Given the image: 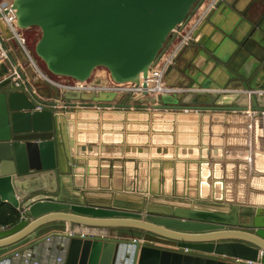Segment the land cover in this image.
Returning a JSON list of instances; mask_svg holds the SVG:
<instances>
[{"label":"crops","instance_id":"obj_1","mask_svg":"<svg viewBox=\"0 0 264 264\" xmlns=\"http://www.w3.org/2000/svg\"><path fill=\"white\" fill-rule=\"evenodd\" d=\"M217 1L214 0V3ZM223 2L234 6L241 14L247 13L250 8L248 15L254 20H258L264 11V6L260 4L262 2L256 0ZM240 16L225 4L212 11L208 22L202 24L196 35L197 43L180 52L177 61L168 68L161 85L168 93L163 94L173 95L175 90L186 91L178 87L188 86V79L182 72L191 65L192 75L204 70L194 90H198L196 88L211 76L214 64L209 62L200 47H206L209 50H206L207 53L216 52L220 59L228 61L233 58L236 43L229 38L225 39L224 34L216 31L215 27L243 41L251 25L241 22ZM12 31L18 34L16 30ZM4 38L7 39L2 40L5 44L2 46L11 61L22 70L24 83L20 89L14 88L12 84L0 92L25 95L24 98L14 100V106L23 107L28 101L36 110L42 107V111L51 112L50 116L37 118L31 112L33 116L28 122L23 120L25 110L12 111L20 118L15 120L14 125H19L24 131L35 128L44 130L49 126H52L54 132L58 131L61 142L57 158L62 165V173H65L61 174L58 167V180L61 183L60 191L65 188L69 192L67 200L59 192L56 195H59V200L66 204H94L123 213H140L142 216L148 214L147 210H158L160 212L155 215L164 217H171L166 212L173 210H193L218 214L227 219L231 216V209L236 207L253 213L252 217L239 215V222L248 223L255 219L261 228L245 230L226 226L225 229L252 234L264 232V113L254 115L249 112L133 109L126 106L138 105L139 102L129 96L105 106L67 101L62 98L65 91L62 85L69 81L56 80L54 84L44 80L37 73L39 68L36 64L33 65L35 69L31 68L29 57L20 43L10 39V36ZM1 54L0 50V58ZM263 57L264 33L259 32L244 47L240 58H236L237 65L240 70L249 72L255 61ZM2 63L11 69L9 62L0 61V73ZM213 76L215 82H224L223 73L219 69ZM215 82H211L212 88L216 87ZM91 83H111L108 72L99 71ZM257 83L264 88V74L260 75ZM232 85L239 88L242 86L239 82ZM191 98L188 96L186 101ZM203 114H207V118L203 119ZM155 115L161 118H154ZM32 120L38 121V124L33 125ZM71 139L76 143L74 148L69 144ZM76 160L79 161L77 167L73 166ZM36 173L30 172L31 175ZM29 183H33V180ZM1 187L6 188V185L0 183ZM41 194L46 196L45 192ZM0 199L9 203L3 201L1 196ZM66 212L76 214L69 210ZM34 220L28 215L22 216L18 224L0 228L11 229L22 222L30 224ZM70 231L105 238L115 237L121 231L131 234L132 238L117 237L123 242L115 264H124V261L129 264L128 253L134 251V246L127 242L137 240L142 244L152 243L146 240V233L135 229L50 222L38 228L35 235L0 248V264H6V261L9 264H66L71 243V239L67 238ZM34 236L35 239H31ZM218 258L230 262L222 256Z\"/></svg>","mask_w":264,"mask_h":264},{"label":"water","instance_id":"obj_2","mask_svg":"<svg viewBox=\"0 0 264 264\" xmlns=\"http://www.w3.org/2000/svg\"><path fill=\"white\" fill-rule=\"evenodd\" d=\"M201 1L13 0V9L20 30L31 27L41 30L35 52L52 75L88 82L96 69L104 68L112 82L139 83L141 75L147 78L171 33L187 21L191 10ZM256 1L264 6V0ZM247 13H243L247 20L241 18V22H248L251 29L243 41L225 33V39L232 36L237 45L233 58L225 61L216 52H210L206 58L214 64V70L198 90H194V86L204 70L194 75L186 70L188 93L162 95V104H155L154 96L139 98L136 100L139 106L126 107L264 113V92L255 91L263 89L257 80L264 74V57L255 61L249 72L233 65L254 34L258 30L264 32V11L258 20ZM1 37L3 42L4 37ZM1 68L0 90L13 84L10 69L4 63ZM218 69L224 76L222 83L213 79ZM212 81L216 87H211ZM234 82L241 83L243 91H229L228 87ZM210 89L212 92H207ZM24 96L0 92V183L9 186L8 193L0 190V196L13 207L26 210V214L35 220L30 224L22 222L11 229L0 228V248L35 235L36 230L47 223L65 222L86 227L135 229L146 233V240L169 246L162 248L137 240L129 241L126 244L134 246V251L127 257L131 264H264V232L252 234L225 229L226 226L245 230L261 228L255 219L248 223L239 222V215L252 217L253 213L236 207L231 209V216L227 219L218 214L173 209L166 212L171 217H164L155 215L160 212L158 210H147L148 214L142 216L94 204H66L59 200L56 195L61 192L62 196L63 190L60 191L58 167L61 174L65 173H62L57 158L61 142L58 131L54 132L52 126L24 131L14 125L20 118L12 111L25 110L23 120L28 122L33 115L34 118L51 115V112L36 110L27 99L23 107L12 105L14 100ZM188 96L192 98L187 102ZM62 98L92 103L93 106H105L120 100L115 94L88 95L72 91H64ZM207 116L203 114L202 118ZM37 124L38 121L34 120L33 125ZM69 144L72 148L76 145L72 139ZM78 165L76 160L73 166ZM31 171L37 173L31 175ZM30 180L33 183H29ZM68 210L76 214L66 212ZM70 239L66 264H115L123 242L84 235ZM219 256L230 262L219 260Z\"/></svg>","mask_w":264,"mask_h":264},{"label":"rangeland","instance_id":"obj_3","mask_svg":"<svg viewBox=\"0 0 264 264\" xmlns=\"http://www.w3.org/2000/svg\"><path fill=\"white\" fill-rule=\"evenodd\" d=\"M10 1V0H9ZM224 0H219L216 3H214V0H202L201 2H199L190 12L189 17L187 19V21H185L181 26H178L170 35V37L168 38L167 42L164 45V48L162 49V51L160 52L159 56H158V60L156 61L157 65L158 63H161L162 61H164L165 59L171 57L172 58V63L174 64L178 57L180 56V54L187 49L188 47H191L192 45H195L196 42V35L197 33L201 30V27L203 26L202 24L205 23L206 21L208 22L210 15L212 14V11L216 8L219 7V5H223L225 4L226 6H229L230 10L232 11H236L238 14H240L241 18L246 19L245 16H243V13H239L234 6H231L225 2H223ZM249 13V12H248ZM247 13V15H248ZM240 18V19H241ZM2 21H0V37H6V36H10V39H15L11 32L7 29L6 31H8L5 33L4 30L2 29ZM4 24V23H3ZM5 26V24H4ZM6 27V26H5ZM18 27V26H17ZM216 31L222 32L225 36V32H223L222 30H220L219 27H215ZM19 31V34L22 35V37L25 39V49L28 50V52L31 54V56L34 59V63L36 64V66L39 68L40 71H42V73L47 74L50 78L54 79V81H63V82H67L70 81L68 78L65 77H57L52 75L46 68L45 63L37 56L36 52H35V47L36 44L38 43V41L41 38V30L37 27H31V28H27L24 30L18 29L16 30V32ZM18 35V34H17ZM226 37V36H225ZM1 39V38H0ZM229 39L234 41V38L232 36H229ZM16 40V39H15ZM1 42V40H0ZM2 45L3 42H1ZM5 43V42H4ZM241 47V45H239ZM177 49V50H176ZM201 51H205V55H209L210 53H207L206 50H208L206 47L205 49H203L202 47H200ZM209 51V50H208ZM181 52V53H180ZM226 61V60H225ZM31 68L33 69V64L30 61V59L28 60ZM192 66V65H191ZM189 67L187 70L189 73H192V67ZM101 70H105L104 68H98L94 71V75L92 77V79L90 81H88V83L95 78V75L101 71ZM36 73V72H35ZM198 73V71H197ZM37 74V73H36ZM109 74V73H108ZM182 74L186 77L185 73L182 72ZM112 82V81H111ZM189 82V81H188ZM92 84V83H91ZM110 83H107L106 85H108ZM94 86H105V85H94ZM258 86V85H256ZM260 86V85H259ZM171 87V86H170ZM175 88V87H172ZM177 88V87H176ZM179 89H184L186 90L185 92L188 93V86L183 87H178ZM240 89H243V87H241ZM250 91H254L251 88H249ZM95 93H93L94 95ZM123 97H128V96H123ZM130 97V96H129ZM156 98H158V101L155 104H162L161 102V96H157ZM154 118H161L160 115H155ZM20 210V211H19ZM18 211L21 212L20 217L22 216H27L26 212L24 209H19ZM143 235V234H142ZM142 235H140V239H142ZM128 237V238H132L131 234L127 235L125 231H121L119 233H117L115 235V237H112L114 239H118L117 237ZM131 236V237H130ZM120 237V238H121ZM122 245V243L120 244ZM151 245H156V247H162V248H168L167 246L164 245H159V243H151Z\"/></svg>","mask_w":264,"mask_h":264},{"label":"built area","instance_id":"obj_4","mask_svg":"<svg viewBox=\"0 0 264 264\" xmlns=\"http://www.w3.org/2000/svg\"><path fill=\"white\" fill-rule=\"evenodd\" d=\"M0 21H2L5 24L7 29L10 28L9 31L11 29L13 30L15 27L17 28V26H16L17 18H16V11L13 9V0H10V1L9 0H4V1L0 0ZM12 30L10 31L12 36L20 43V45L22 46L24 51L27 53V55L30 59V56H29L30 53H28V51H26V49H25V39L22 37V35L19 34V31H17V33H18V35H17ZM4 39H7V38H4ZM0 50L2 52V54H1L2 57L0 58V61H7L11 64L10 76H11L14 88H16V89L22 88L23 83H24L22 70L11 61V58H10L8 52L6 51V49L3 48L1 42H0ZM30 61L32 62L33 65L35 64L32 61V59H30ZM170 65H172V58L171 57L165 59L164 61H162L161 63H158L157 65H154L150 69V71L148 72V76L146 79H144L143 75H141L139 85L127 84L126 86H121V85H117V84L111 82L110 84H108L104 87L97 88V87L91 86V84H89L88 82L87 83L85 82L84 84L81 85V84H77V82L71 80V81H69V83L62 85V87H63V90L72 91V92H82V93H95L96 92L97 94L98 93H109V94L118 93L119 95L121 94L124 96H130L132 100H137V99H134L133 97H137V98L141 97L143 95L142 88L147 87L148 89H146L145 94L148 95V97L162 96L161 92L160 91L156 92V90L158 89L159 86H161L163 84L165 74H166L168 68L170 67ZM34 69H35V67H34ZM41 72L42 71L38 70L37 73L40 75ZM42 78H44V80H46L48 82L56 84L55 81H53L52 78H50L47 74H44V76ZM37 110L42 111V107H38ZM76 235H79V234H76V232H73V231L72 232L70 231L68 233L69 238H72ZM80 235H83V234H80ZM125 258H126V255L123 256V259H125ZM129 260L130 259H128V261ZM58 261L61 262V259H59ZM5 263L9 264L8 261H6ZM124 264H125V262H124ZM129 264H131V260H130Z\"/></svg>","mask_w":264,"mask_h":264},{"label":"bare ground","instance_id":"obj_5","mask_svg":"<svg viewBox=\"0 0 264 264\" xmlns=\"http://www.w3.org/2000/svg\"><path fill=\"white\" fill-rule=\"evenodd\" d=\"M2 24V29L4 30V32L6 33V27L4 26V24H3V22L1 23ZM16 26H17V24H16ZM18 29V27L16 28H14V30H17ZM259 32H262V33H264L262 30H258L255 34H254V36H256ZM228 33V32H227ZM230 34V33H229ZM232 34V33H231ZM233 35V34H232ZM233 37L235 38V36L233 35ZM20 38V37H19ZM21 39V38H20ZM236 39V38H235ZM26 51H28L27 49H26ZM29 53V52H28ZM240 55H241V53H240ZM240 55L237 57V59L238 58H240ZM30 56V59H32V61H34V59H33V57L31 56V54L29 55ZM224 60V59H223ZM212 63V62H211ZM212 65H213V63H212ZM233 65L236 67V68H239L238 67V65H237V60L235 59L234 61H233ZM40 75L43 77L44 76V74L41 72L40 73ZM39 75V76H40ZM201 77V76H200ZM75 82H77V84H84L85 82H78V81H75ZM113 83H115V82H113ZM115 84H117V85H121V86H126L127 84H136V85H139V83H115ZM91 86H93V87H97V88H100V87H102V86H94V85H91ZM106 86V85H105ZM104 87V86H103ZM233 88H236V89H238V90H236V89H234L233 91L234 92H240V91H243L242 89H240L239 87H236L235 85L233 86V85H231V88H229V91H231V92H233L232 90H230V89H233ZM146 89H148L147 87H143L142 88V90H143V95L141 96V97H133L134 99H139V98H147L148 96L145 94V91H146ZM175 89H177V88H175ZM196 89H198V88H196ZM161 92V94H163V93H168V90L165 88V87H162V86H159L158 87V89L156 90V92ZM257 93H259V92H264V88L263 89H260V90H255ZM182 92H177V90H175L174 91V93H173V95L174 94H181ZM95 94H97L96 92H95ZM105 94V93H104ZM118 98H123V96L124 95H119L118 93H116L115 94ZM163 95H170V93L169 94H163ZM139 96V95H138ZM152 97V96H151ZM110 106H112V105H110ZM5 184V183H4ZM6 185V188H0V190L1 191H4L5 193H8V190H9V186L7 185V184H5ZM68 197H69V192H68V190H66L65 188L63 189V193H62V198L64 199V200H67L68 199ZM77 200V199H76Z\"/></svg>","mask_w":264,"mask_h":264},{"label":"trees","instance_id":"obj_6","mask_svg":"<svg viewBox=\"0 0 264 264\" xmlns=\"http://www.w3.org/2000/svg\"><path fill=\"white\" fill-rule=\"evenodd\" d=\"M20 221L19 211L0 199V226H14Z\"/></svg>","mask_w":264,"mask_h":264}]
</instances>
